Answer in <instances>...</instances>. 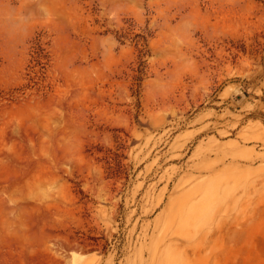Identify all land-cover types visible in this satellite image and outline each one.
Listing matches in <instances>:
<instances>
[{
	"label": "rangeland",
	"instance_id": "374dc122",
	"mask_svg": "<svg viewBox=\"0 0 264 264\" xmlns=\"http://www.w3.org/2000/svg\"><path fill=\"white\" fill-rule=\"evenodd\" d=\"M0 264H264V0H0Z\"/></svg>",
	"mask_w": 264,
	"mask_h": 264
},
{
	"label": "bare ground",
	"instance_id": "6f19581e",
	"mask_svg": "<svg viewBox=\"0 0 264 264\" xmlns=\"http://www.w3.org/2000/svg\"><path fill=\"white\" fill-rule=\"evenodd\" d=\"M220 209V208H219ZM224 221V220H223Z\"/></svg>",
	"mask_w": 264,
	"mask_h": 264
}]
</instances>
